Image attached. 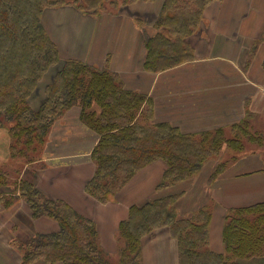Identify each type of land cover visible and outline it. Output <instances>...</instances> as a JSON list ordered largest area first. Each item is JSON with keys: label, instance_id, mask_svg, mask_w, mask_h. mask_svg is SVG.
Masks as SVG:
<instances>
[{"label": "trees", "instance_id": "1", "mask_svg": "<svg viewBox=\"0 0 264 264\" xmlns=\"http://www.w3.org/2000/svg\"><path fill=\"white\" fill-rule=\"evenodd\" d=\"M138 1L153 0H122V6ZM118 2L0 0V122L13 123V158L18 145L28 151L36 143L43 145L53 124L73 107H79L80 121L99 136L91 155L96 171L85 192L101 203L112 201L138 173L157 161L167 165L159 191L184 185L199 176L219 146L221 151L224 144H235L224 140L225 129L214 131L217 135L210 140L208 134L212 132L190 135L170 124L156 123L153 99L126 89L120 75L62 59L42 24L45 9L71 6L95 16L116 8ZM212 2L165 0L154 30L148 25L143 27L148 36L144 61L147 72L161 73L195 60L189 39ZM136 19L139 25L147 21L146 17ZM261 42L264 39L254 44L251 53ZM48 74L51 81L45 85L44 99L37 105L34 96ZM246 116L238 126V130H245V136L248 119L253 115L248 112ZM258 140L264 144L262 137ZM226 165L219 162L212 178L224 173ZM4 185L2 172L0 189ZM19 185V195L15 197L28 203L32 219L48 218L59 225L56 233H36L25 242L15 240L22 253L21 264H142L145 239L165 228L178 243L179 264H260L264 259V202L228 210L222 253L211 247L212 211L208 207L179 213L185 191L135 205L118 229L121 246L115 262L102 250L95 222L64 201L47 199L28 180ZM4 205L13 206L8 202Z\"/></svg>", "mask_w": 264, "mask_h": 264}, {"label": "crops", "instance_id": "2", "mask_svg": "<svg viewBox=\"0 0 264 264\" xmlns=\"http://www.w3.org/2000/svg\"><path fill=\"white\" fill-rule=\"evenodd\" d=\"M164 2L138 1L118 14L105 12L95 16L72 8L48 9L42 22L63 60H76L97 70L117 73L126 89L152 98L156 123H167L185 134L199 135L232 127L244 120L248 112L264 114V42L251 53L254 44L264 39V0H213L189 39L196 59L161 73H150L144 69L148 36L136 18L149 16L144 26L154 30ZM130 12L139 15L135 17ZM49 14L55 15L54 22L49 20ZM64 14L70 19L64 18ZM80 112L79 107H73L55 122L54 129L64 130L52 159L58 164L38 169L33 176H25L26 168L20 179L28 180L47 199L64 201L82 217L95 222L102 250L114 256L121 246L118 237L121 223L133 206L160 198L159 188L167 165L157 161L144 168L108 203L90 197L85 188L96 171L91 155L99 136L80 121ZM260 161L250 162L252 166L247 168L244 164L236 173L235 165L228 168L224 173L231 176L227 173L221 184L218 180L210 189L208 182L214 171L207 172L215 162H208L197 178L185 184L186 189H191L204 182L206 195L202 200H193L190 195V201L182 200L178 211L181 215L206 207L212 211L210 243L218 253L224 251L222 232L228 210L264 202ZM237 185L242 192L237 191ZM18 201L8 210L0 203V214L4 216L0 217V264H21L20 252L14 251L13 240L19 238L15 235L22 233L32 238L36 233L59 231L54 220L32 219L28 203L23 199ZM18 210L28 217L31 226L26 228L15 218L13 221L12 214ZM142 264H179L178 243L168 229H159L145 239Z\"/></svg>", "mask_w": 264, "mask_h": 264}, {"label": "rangeland", "instance_id": "3", "mask_svg": "<svg viewBox=\"0 0 264 264\" xmlns=\"http://www.w3.org/2000/svg\"><path fill=\"white\" fill-rule=\"evenodd\" d=\"M117 2H118V6L116 8L109 9L108 12H112L113 14H118L120 11L129 10L130 5L129 6H122V3H123L122 0H117ZM57 8H62V7H57ZM57 8H47V9H45V11L48 9L51 10V9H57ZM63 8H72V9L77 11L76 8L71 7V6H66ZM103 13H105V12H103ZM43 15H44V13H43ZM130 15H133L136 17L139 14L130 12ZM48 16H49L48 17L49 20H51V22H54V20L56 18L55 15L49 14ZM64 16H65L64 18H68V14H64ZM144 17L148 18L149 16H144ZM42 18H43V16H42ZM68 19H70V18H68ZM42 24H43V22H42ZM50 25L52 27L55 26L52 24H50ZM142 26L144 27L143 24H142ZM44 28L47 31L46 27H44ZM194 57L196 59L195 53H194ZM192 61H194V60H192ZM192 61H190V62H192ZM55 72L56 71H54V73ZM51 74L53 75V72H51ZM48 78H49V74L45 78L44 84L41 86V89L39 90V92L34 96L33 102H35L37 105L41 104V102L44 99L45 95H44L43 89L45 88V85L51 81V79H48ZM252 115L253 116L248 119V120H250L249 121L250 124H249V129L247 131L248 135H246V136L243 135L245 130H242V129L238 130V126H240L243 123V121L246 119L247 116H245L244 120H242L241 122H237L235 128H233L234 125L232 127L226 128V129L222 128V129H225V131L223 130V132H222L224 140H227V141L230 140L232 142H235V144L237 143L238 146L236 147L235 144H232V146L224 144L222 147V150H221L222 152L219 151L220 147H221V146H219V149L217 150V152L215 154H213L209 160L210 162H215V164L216 163L217 164L215 165L214 163H212L211 166L208 168L207 174H209L212 171H215L219 162H224L227 164L226 165L227 168H224L225 171L230 167L233 168L235 165L237 168H235L234 173H236V172H239V170H241L242 168H244L243 167L244 164H245V168H247L248 166H252V164L250 162L254 163V160H257V159L262 160L260 162H261V166H262V172L264 173V144L260 143L258 140V138H261V137L264 139V114L257 115V114L252 113ZM54 125H55V123L53 124V126L49 132V135L46 138V141L43 145H38L36 143L32 147H30L29 151L27 150V148L22 149L23 146L18 145L17 148L14 150L15 157L13 158L12 146H14V141L12 139V134H11V128L13 126V123H3L2 124L0 122V160H1L0 173H2V172L5 173V184H6L3 186L5 188L0 189V198H1L0 203L1 204L3 203V205H4V203L6 204V202H8L10 204H13V206H16L17 203H19V201H18L19 198L15 197V196H17L16 194H18V189L21 186V185H19V183H21V181H22L20 179L21 175L26 168H27V170L25 171V176H33L37 173L38 169L43 170L44 168L47 169V167H49L50 165H57L58 164V162L53 161L52 159H53V156H55V150L58 148L57 146L59 145L58 139L64 134V130L62 128L54 129ZM215 131H217V130H215ZM236 131H238V134H235ZM54 133H55V138H54ZM215 133H214V131H212L211 134L209 133L208 138L211 140L213 137H215L217 135ZM50 137H51V139H50ZM239 142H240V144H238ZM221 144H223V143H221ZM241 145H243V146H241ZM239 147H243V149H238ZM251 156H254V158H249ZM222 165H224V164H222ZM258 165H260V164L258 163ZM227 173H221V175H216V176H214V178L210 177V180L208 182L209 189H210V187L214 188V186L217 185L218 180H220L219 183L221 184V178H223V176L226 177ZM230 176H231V174L228 173V177H230ZM18 179H20L21 181H18ZM226 181L227 180H225L222 183L224 184ZM220 184H218V186H220ZM203 186H204V182L202 183L201 181L199 182V184L196 185L195 188L192 187L191 189H186L187 185L184 184V185L176 186L174 188H170L167 190H161L160 191L161 193H159L158 196L161 198L162 196H166V195L171 194V193H177V192L185 191V196L179 201V203H181L182 200H183V202L190 201V199H189L190 195L193 198V200L196 199L197 201H200V200H202V197H204V195H206V191H204ZM237 186H238L237 191L242 192L243 190H241L239 188L240 186L239 185H237ZM201 188H202V192H200ZM213 206H215V205H212V207ZM4 207H5V205H4ZM9 208H10V206L7 207V210ZM17 212L18 213H16V214H12L14 216V217L12 216L13 221L15 219L19 220L22 224L25 225L26 228L28 226H31V221L28 219V217L24 213H22V211H20V210H18ZM0 217L2 219L4 218V216L2 214H0ZM1 218H0V221H1ZM14 231H13V234L15 233ZM24 232L27 233L26 230ZM15 236H18L24 242L29 239V236L24 235L22 233H19V235L17 234ZM15 240L16 239L13 240L14 251L20 252L17 245L15 244ZM223 246H224V243H223ZM20 254H21L20 263H22V253L20 252ZM111 258L116 262L118 259V255L111 256ZM40 264H43V263H40ZM260 264H264V259L260 262Z\"/></svg>", "mask_w": 264, "mask_h": 264}]
</instances>
